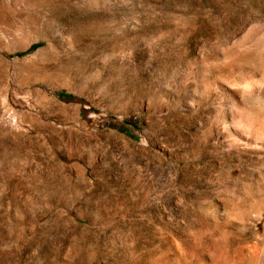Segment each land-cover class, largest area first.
<instances>
[{
	"label": "rangeland",
	"instance_id": "rangeland-1",
	"mask_svg": "<svg viewBox=\"0 0 264 264\" xmlns=\"http://www.w3.org/2000/svg\"><path fill=\"white\" fill-rule=\"evenodd\" d=\"M257 47L264 0H0V264H264V149L207 86Z\"/></svg>",
	"mask_w": 264,
	"mask_h": 264
},
{
	"label": "bare ground",
	"instance_id": "bare-ground-1",
	"mask_svg": "<svg viewBox=\"0 0 264 264\" xmlns=\"http://www.w3.org/2000/svg\"><path fill=\"white\" fill-rule=\"evenodd\" d=\"M222 56V67L207 86L212 91L221 89L226 92L224 86L230 85L233 93L224 95L234 112L223 120L217 133L229 145L264 149V112L263 120L258 121L264 108V53L257 47L232 57ZM245 58H250L247 64L239 65Z\"/></svg>",
	"mask_w": 264,
	"mask_h": 264
}]
</instances>
